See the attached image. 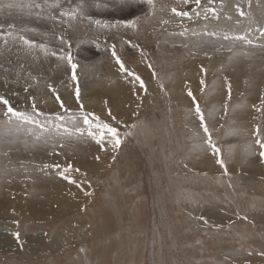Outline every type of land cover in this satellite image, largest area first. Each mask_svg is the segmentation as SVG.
<instances>
[{
	"label": "rangeland",
	"instance_id": "obj_1",
	"mask_svg": "<svg viewBox=\"0 0 264 264\" xmlns=\"http://www.w3.org/2000/svg\"><path fill=\"white\" fill-rule=\"evenodd\" d=\"M77 7L83 15L76 20L60 15ZM87 17L136 20L137 27L103 28ZM21 36L57 55L28 49ZM112 45L128 72L120 71ZM67 52L78 65L76 81L59 59ZM229 68L256 86L253 99L231 86ZM132 83L130 97L142 107L114 106L121 104L114 91ZM263 84L264 0H155L154 14L142 0H0V96L39 121L9 122L0 104V264H264ZM208 90L217 99L210 102ZM82 111L97 138L94 116L117 128L120 146L113 148L107 133L103 147L89 136ZM206 159L211 166L200 164ZM238 168L243 185L234 181ZM214 173L221 184L228 177V212L205 235L204 225L217 222L199 211ZM160 184L182 195H163Z\"/></svg>",
	"mask_w": 264,
	"mask_h": 264
},
{
	"label": "snow or ice",
	"instance_id": "obj_2",
	"mask_svg": "<svg viewBox=\"0 0 264 264\" xmlns=\"http://www.w3.org/2000/svg\"><path fill=\"white\" fill-rule=\"evenodd\" d=\"M142 2H145L149 6L150 10L154 14V10H155V0H142ZM194 3L197 6H199L201 4V0H194ZM35 6L38 7V8L42 7V5H40V4H36ZM56 6H58V5H56ZM171 11L173 13H175L176 15H178V16H181V17L187 16V17L191 18L190 14L188 12L177 11L176 8H172ZM212 11H214V9ZM240 14L241 15H244V12L241 11ZM60 15L62 17H67L69 20H76L78 18V16H82L83 15V12L81 11V8L80 7H77V8L71 9V10L62 11L60 13ZM197 15H198V13H197ZM53 18H55V17H53ZM87 19L90 20L92 23L96 24L97 26H100V27H103V28L123 26V27H126V28H133V29H135L137 27V21L136 20L116 21L115 24H110L107 21L92 20L91 17H87ZM164 23H168V21H164ZM8 35L9 36H12L13 34L10 32ZM181 35H183V33H181ZM209 35H215V33H209ZM228 38H229L228 36H225V39H228ZM234 38L235 39H240V40L246 39V37H244V36H236ZM19 39L22 41V43L25 46H27L28 49L40 48L41 50H43L45 52V54H49L50 53L53 56H56L57 55L56 52L51 51L47 47V45H45L43 43L37 44L35 41H33L31 39H28L26 37H23V36L19 37ZM60 40H61V43H65L63 37H60ZM249 43H251V41H249ZM67 47L70 48L71 47V44L70 43H67ZM111 47H112V55L116 58V62L119 65L120 71L121 72H128L129 70L125 67L124 62L120 59V57L116 53V46L115 45H112ZM59 59L60 60H66L67 63L71 66V70H72L71 79L73 81H76L77 80L76 69H77L78 65H77V63L73 62V57H72L71 53L70 52H67L64 55L59 56ZM130 75L134 76L135 80L139 81L140 87L146 91L144 82L141 79V77L138 76V75H136L135 73H130ZM202 83H203V81H202ZM53 91H55V90L53 89ZM75 95H76L77 100H79V97H80L79 87L76 88ZM188 95L190 97H192L193 100H195V97L193 96V94H192L191 91L188 92ZM59 99H60L59 96H57V100H59ZM0 104L6 106V111L4 112V115L8 117L9 122H11L12 118H15L16 120L23 121L24 123H37V124H39V121H37L33 115H31L29 113H26V112H23V111H17L9 103L8 99H6L4 96H0ZM60 106L62 108L64 107V104H63L62 101H61V105ZM32 107H33V110L36 109L35 103H33ZM80 107H81V109H83V105L82 104L80 105ZM195 112L199 116L200 121H201V123L203 125V131L205 133H208L209 134L208 143L214 149V152L215 153H218L219 152V149L216 148L214 144H212L211 135L209 133V130H208V127H207L206 123H204V115H203V113H202V111H201L198 103L195 106ZM91 115H94V114H91ZM109 115H111V113H109ZM81 116L83 118V123L88 126V135L89 136H92L94 139H96V142L98 144H101V147H103V140H104L105 133L110 134V136L112 137L113 148H117V147L120 146L121 140L119 139V134H118L117 128L112 127L110 124L101 121L99 116H94V119L96 121L94 127L96 129L101 130L100 131V134H99V137L97 138L96 133L92 131V128H93V120L89 118L90 114L82 111L81 112ZM58 118L61 119V120L64 119L62 116H60ZM112 119H115V118L112 117ZM40 127H44V125H40ZM57 127H59V126H57ZM64 130H65V132H69L70 133V129L65 128ZM76 131L77 132H80L81 134H83L84 129L77 128ZM261 147L264 148V143L261 144ZM260 155L262 157H264V152H261ZM219 162L221 164L224 163L223 160H220ZM45 167H49V166L48 165H45ZM56 167H59V166L57 165ZM70 168H71V165H69L67 168H65L63 170V172L60 173V175L63 176L64 175V172L69 171ZM67 178L68 177H65V179H67ZM201 219H203V218H201ZM245 219H246V217H245ZM15 236H16V239L17 240L20 239V234L18 232L15 234ZM261 255H264V252H262Z\"/></svg>",
	"mask_w": 264,
	"mask_h": 264
},
{
	"label": "crops",
	"instance_id": "obj_3",
	"mask_svg": "<svg viewBox=\"0 0 264 264\" xmlns=\"http://www.w3.org/2000/svg\"><path fill=\"white\" fill-rule=\"evenodd\" d=\"M207 162L210 164L209 166L212 165L211 161L208 160V159H206L204 162L201 161L200 164L201 165H206ZM209 166H204V168L208 169ZM222 166H223V164H222ZM222 166H221V163H218V167L222 168ZM261 169H262V172H264V169L263 168H261ZM232 170L237 173V177L235 178L236 180H234V181H237L238 184L243 185V184H241L239 182L240 178H239L238 174L240 172V169L238 168V169H232ZM224 173L228 174L229 171L226 170ZM217 174L218 173H214L213 176L209 175L207 177V178H210V181L208 182V184H209L208 185V190L207 191H205V190L203 191L204 192V202L206 204H205L204 208L199 210L202 213V215L209 216L211 218L217 219V222L209 220V224L204 225L206 227L205 235H208L209 232H210L209 235H211V233L213 231L212 229L215 230L218 227V225H221L222 221H226V215H227V212H228V209H227L226 205H224V203H222V200H223L222 195L223 196H227V194H228L227 192L229 191V186L227 184L228 177H224L223 176L225 181H224L223 184H221V181H223V180L219 179ZM175 179L176 178L170 179V177H169V181L170 182H174L175 183ZM198 179H201V177H198ZM159 180H161V179H159ZM157 189L159 190V193H162L164 195L167 192V193L171 194L175 199H178V197L180 195H182V193L179 190V187H173L171 185L170 186H164L163 184H160V186H158ZM202 195H203V193L201 194V196ZM213 200L216 201V202H213ZM216 203H220L222 206L209 207V206H211L213 204H216ZM194 210H198L197 204L195 205ZM218 211L222 212V213H219ZM201 213H199V214L201 215ZM200 225H201V223L199 222V220L196 221L195 226L199 227ZM195 232L196 231L194 229L193 233H195Z\"/></svg>",
	"mask_w": 264,
	"mask_h": 264
},
{
	"label": "bare ground",
	"instance_id": "obj_4",
	"mask_svg": "<svg viewBox=\"0 0 264 264\" xmlns=\"http://www.w3.org/2000/svg\"><path fill=\"white\" fill-rule=\"evenodd\" d=\"M101 2V1H100ZM113 2V1H112ZM94 8V7H93ZM106 9V8H105ZM74 31V30H73ZM218 66V65H217ZM230 72H231V74H230ZM253 72H254V70H253ZM252 72V73H253ZM240 73H242V72H240ZM217 74V73H216ZM227 74L228 75H230V82H231V86L235 89V91H237V93L238 92H242V93H245L247 96H245L246 97V99H250L251 97H252V95H253V92H254V87L256 88V86L255 85H252L251 84V82L250 83H247V81H243V80H245V76L243 77L242 76V74H239V73H237V72H235V71H233V70H231L230 68L228 69V71H227ZM244 74V73H243ZM258 74V73H257ZM218 76H219V74H217ZM247 75V74H246ZM259 75V74H258ZM259 77V76H258ZM209 78V77H208ZM213 78V77H212ZM214 87H218V88H220L221 87V85L222 84H220L219 82H221V80H219L220 78H218L217 76H214ZM218 79V80H217ZM247 79V78H246ZM258 79V78H257ZM256 79V80H257ZM259 79H261L260 77H259ZM208 81H209V79H208ZM254 81V80H253ZM252 81V83L254 84V82ZM125 84V83H124ZM122 86H124V85H122ZM125 86H127V89H124V88H122V87H118V85H117V89L114 91L115 92V100L116 101H118L119 103H121V104H118V103H114V106H117V105H120V106H125V105H128V103H129V105H130V107H131V110L132 111H136L137 109H139L140 107H142L140 104H139V100L138 99H136L135 100V98H133V99H131V97H130V95L132 94V96H133V94L135 93V89H136V85H134L133 83L132 84H128V85H125ZM220 86V87H219ZM254 86V87H253ZM130 87H132V88H130ZM129 88V89H128ZM211 88V89H210ZM218 88H216V89H218ZM262 88H264V84H263V86H262ZM138 89V88H137ZM210 91L213 89L211 86L208 88ZM257 89V88H256ZM139 90V89H138ZM208 90V100L210 101H213V100H215V99H217V98H215L212 94H211V92ZM257 91V90H256ZM263 91V90H262ZM110 93H111V91H110ZM215 93V92H214ZM259 93V92H258ZM255 94V93H254ZM112 95V94H111ZM138 95H140V93L139 92H136V98H137V96ZM262 95V94H261ZM221 98V97H220ZM254 97H252V99H253ZM257 98V97H256ZM132 101H131V100ZM245 99V100H246ZM113 100V99H112ZM210 101V102H211ZM250 101V100H249ZM248 101V102H249ZM258 101V100H257ZM256 101V102H257ZM128 102V103H127ZM255 102V101H254ZM208 103V102H207ZM123 107H121L122 109H119L118 110V112H119V114L121 115V114H124V113H126V111L124 110V108ZM118 109V108H117ZM134 113V112H133ZM240 113V112H239ZM236 114V113H235ZM241 114V113H240ZM122 116H124V115H122ZM242 117V116H241ZM243 118V117H242ZM144 128H146V126L144 127ZM147 129H150V128H147ZM146 129V130H147ZM144 131H145V129H144ZM143 131V132H144ZM151 131V130H150ZM150 131H149V133L148 134H150ZM154 131H156V129L154 130ZM159 132V131H158ZM155 133V132H154ZM144 135H145V133H144ZM150 136V135H149ZM148 138V137H147ZM248 169V168H247ZM258 170V169H257ZM222 178V177H221ZM244 179V178H243ZM223 180V179H222ZM118 181V180H117ZM244 181H245V179H244ZM114 182V181H113ZM112 194V193H111ZM113 200V199H112ZM18 202V201H17ZM17 202H15V203H13L14 205H16V203ZM6 206H9L7 203H6ZM13 207V206H12ZM19 207V206H18ZM20 208V207H19ZM45 209V208H44ZM36 210H38V211H40V212H42V210H43V207L42 208H38V209H36ZM2 212V210L0 209V213ZM1 221V220H0ZM4 225H6V224H1L0 223V226H4ZM9 226V225H8ZM8 226H6L7 228H8ZM11 229V228H10ZM6 231V230H5ZM7 231H9V230H7ZM12 231V230H11ZM31 243V242H30ZM3 244V243H2ZM9 244V243H8ZM251 244V243H250ZM4 245V244H3ZM9 246V245H8ZM212 264H224L223 262H219V261H217V260H215V261H212Z\"/></svg>",
	"mask_w": 264,
	"mask_h": 264
}]
</instances>
